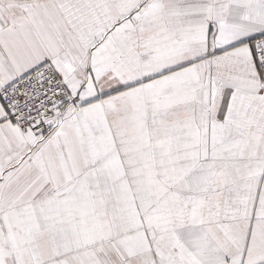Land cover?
Instances as JSON below:
<instances>
[{
	"label": "snow or ice",
	"instance_id": "1",
	"mask_svg": "<svg viewBox=\"0 0 264 264\" xmlns=\"http://www.w3.org/2000/svg\"><path fill=\"white\" fill-rule=\"evenodd\" d=\"M0 264H264V0H0Z\"/></svg>",
	"mask_w": 264,
	"mask_h": 264
}]
</instances>
